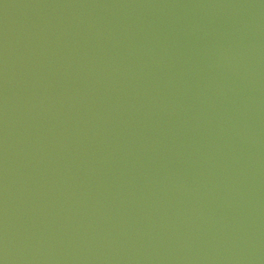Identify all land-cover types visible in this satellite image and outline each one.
I'll use <instances>...</instances> for the list:
<instances>
[{"label": "water", "instance_id": "obj_1", "mask_svg": "<svg viewBox=\"0 0 264 264\" xmlns=\"http://www.w3.org/2000/svg\"><path fill=\"white\" fill-rule=\"evenodd\" d=\"M0 264H264V0H0Z\"/></svg>", "mask_w": 264, "mask_h": 264}]
</instances>
